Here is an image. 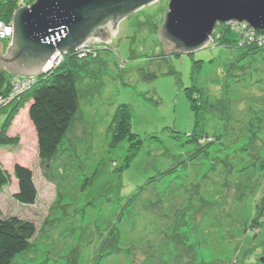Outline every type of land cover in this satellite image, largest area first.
<instances>
[{
    "label": "rangeland",
    "instance_id": "rangeland-1",
    "mask_svg": "<svg viewBox=\"0 0 264 264\" xmlns=\"http://www.w3.org/2000/svg\"><path fill=\"white\" fill-rule=\"evenodd\" d=\"M167 9L154 0L120 18L113 43L74 53L79 107L54 157L39 159L27 114L14 117L0 164H28L37 197L16 201L14 177L0 193L1 217L36 225L11 264H264V35L217 30L228 47L164 54ZM248 45L263 49L241 57Z\"/></svg>",
    "mask_w": 264,
    "mask_h": 264
},
{
    "label": "water",
    "instance_id": "water-1",
    "mask_svg": "<svg viewBox=\"0 0 264 264\" xmlns=\"http://www.w3.org/2000/svg\"><path fill=\"white\" fill-rule=\"evenodd\" d=\"M152 1L34 0L22 4L13 12L9 43H0V68L38 77L57 50L76 49L92 36L89 45L102 40L113 43V21ZM231 21H245L264 32V0H168L158 29L163 53L201 49L211 40L216 24Z\"/></svg>",
    "mask_w": 264,
    "mask_h": 264
},
{
    "label": "trees",
    "instance_id": "trees-1",
    "mask_svg": "<svg viewBox=\"0 0 264 264\" xmlns=\"http://www.w3.org/2000/svg\"><path fill=\"white\" fill-rule=\"evenodd\" d=\"M24 1L26 0H22V2L20 0H0V20L10 21L15 9ZM113 22L112 26L116 27L118 21L114 20ZM217 27H222V25H215L210 41L228 47L231 39L226 35L217 36L216 34L215 36V32L219 30L220 33L226 34L231 25L222 29ZM255 48L258 47L252 45L244 47L240 52L241 57L246 56ZM74 53V50L68 49L62 64L39 76L28 90L6 104L11 107L0 126V146H15L19 142L18 136H10L7 131L14 117L24 111L35 133L36 152L39 159L48 160L55 156L79 107L76 72L72 68L76 60ZM5 74L7 73L0 71V93L9 90L10 77ZM189 98L191 102L195 101L191 94H189ZM123 126L127 128L125 131L129 134L128 113L119 109L112 120L113 137L125 138L126 134H121ZM210 140L213 141L212 138H209ZM13 177L16 179L12 186L14 189L13 198L23 204L35 203L37 188L33 180L32 168L28 164L15 161L12 163L10 172L0 164V193L4 186L12 183ZM35 232L36 225L31 219L17 215L0 216V264H11L17 256L23 254L29 248L30 240Z\"/></svg>",
    "mask_w": 264,
    "mask_h": 264
},
{
    "label": "built area",
    "instance_id": "built-area-1",
    "mask_svg": "<svg viewBox=\"0 0 264 264\" xmlns=\"http://www.w3.org/2000/svg\"><path fill=\"white\" fill-rule=\"evenodd\" d=\"M227 24L231 25V28L237 32H240L244 38L245 32H247V37L256 36V33H261L264 35L263 31H257L252 28L247 22H238V21H231L227 22ZM236 24V25H234ZM238 25V27H236ZM12 37V21H2L0 20V41L4 39H10ZM94 36L90 37L88 40L83 42L79 47L76 49H61L57 50L52 56L51 59L48 61L45 67L44 74L52 71L54 68L57 67L59 63L62 62L64 57L67 55V50H74L75 53L78 52L79 55H86L92 45H89L88 42L92 41ZM260 43L264 45V36L260 37ZM43 75V74H42ZM41 76V75H40ZM39 77V76H38ZM38 77H11L9 80V90L7 92L0 93V107L5 106L10 101H12L15 97L22 94L24 91L28 90L38 79Z\"/></svg>",
    "mask_w": 264,
    "mask_h": 264
},
{
    "label": "flooded vegetation",
    "instance_id": "flooded-vegetation-1",
    "mask_svg": "<svg viewBox=\"0 0 264 264\" xmlns=\"http://www.w3.org/2000/svg\"><path fill=\"white\" fill-rule=\"evenodd\" d=\"M0 43H3L2 41H0Z\"/></svg>",
    "mask_w": 264,
    "mask_h": 264
}]
</instances>
